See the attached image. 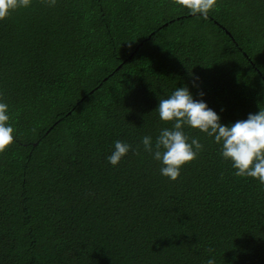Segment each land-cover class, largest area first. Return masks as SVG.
<instances>
[{"label": "trees", "instance_id": "obj_1", "mask_svg": "<svg viewBox=\"0 0 264 264\" xmlns=\"http://www.w3.org/2000/svg\"><path fill=\"white\" fill-rule=\"evenodd\" d=\"M183 85L226 125L258 111L264 0H216L206 17L177 0H32L0 20L15 130L0 264H264V185L197 129L203 150L175 181L137 147L171 127L154 110ZM116 140L136 151L112 166Z\"/></svg>", "mask_w": 264, "mask_h": 264}, {"label": "clouds", "instance_id": "obj_2", "mask_svg": "<svg viewBox=\"0 0 264 264\" xmlns=\"http://www.w3.org/2000/svg\"><path fill=\"white\" fill-rule=\"evenodd\" d=\"M31 2L0 0V20L17 8L30 7ZM54 2L49 0L50 6ZM177 3L191 15L206 17L216 0H177ZM197 79L194 77L193 87H198L195 83ZM198 95L200 99H194L189 88L183 85L176 87L166 98L159 99L154 111L161 121L171 122V127L161 128L155 139L150 135L141 137L137 147L142 146L143 152L159 163L161 176L175 181L181 168L203 150L199 139L190 137L184 131L185 128L197 129L219 145V155L230 162L236 176L251 177L264 185V103L258 104V111L249 113L246 119L226 125L203 99L205 94L201 91ZM9 120V105L0 99V152L14 141L15 130ZM129 151L135 152L136 149L127 142L116 140L106 160L110 165L117 166ZM205 264H215V259L210 257Z\"/></svg>", "mask_w": 264, "mask_h": 264}]
</instances>
